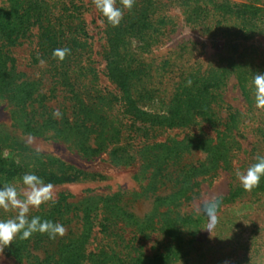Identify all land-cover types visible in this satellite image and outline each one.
<instances>
[{
  "label": "trees",
  "instance_id": "16d2710c",
  "mask_svg": "<svg viewBox=\"0 0 264 264\" xmlns=\"http://www.w3.org/2000/svg\"><path fill=\"white\" fill-rule=\"evenodd\" d=\"M186 20L204 29L212 37L224 39V53L217 65L205 70H186L166 100L165 112H152L142 106L144 100L156 99L152 66L137 58L134 39L150 41L157 31L156 7L151 0L124 14L118 27L107 22L106 45L103 51L105 75L117 92L99 83V75L91 64V43L84 21L79 28L70 27L78 18L67 14L74 6L66 0H2L0 5V101L10 107L13 126L34 136H46L70 143L85 156L109 152L115 164L133 165L140 162V174L146 179L144 191L170 185L171 192L156 196L152 213L134 220L132 213L117 204L115 195L90 196L80 208L69 201L70 194L61 193L55 204H44L29 213L41 220L66 225L81 209L82 230L64 237L54 250L48 234L34 233L31 238H17L5 252L20 263L27 264H264V177L259 187L245 191L238 177H231L230 189L220 198L224 203L245 199L251 211L231 216L243 221L231 234L224 221L216 228L214 239L220 246L209 245L205 230L209 219L204 203L193 206L190 201L198 194L199 185L219 170L233 172L231 153L241 147L238 139L243 113L230 106L223 117L217 107L224 100L222 89L234 76L250 107L255 106L253 76L264 74V59L259 48L248 44L264 34V7L254 3H233L228 0H177ZM34 26L38 41L33 62L45 60L54 86L50 94L42 92L37 79L18 70L12 47L27 39ZM141 46V47H140ZM71 49L63 61L53 58V50ZM137 48V47H136ZM138 48L146 49L145 43ZM61 93L68 99L60 113L53 117L47 106L52 97ZM114 110L119 112L116 116ZM202 122L216 130V136L186 135L182 139L151 141L159 129L190 128ZM145 129V134L140 136ZM257 155H264V116L257 119ZM125 132L144 138L136 149L124 140ZM195 150L206 152L197 163L184 162ZM9 152V155L6 153ZM256 158V157H255ZM251 160L247 168L256 162ZM26 172L41 177L46 183L76 181L87 172L28 148L22 141L0 131V187L18 184ZM100 201L102 205H100ZM92 202V203H90ZM217 211V212H218ZM73 213L74 215H70ZM101 215V230L118 238L102 244L96 251H87L94 218ZM0 220H4L0 209ZM123 222V225L120 223ZM134 226V236L126 237V225ZM121 230V231H120ZM231 231V230H230ZM155 235L150 252L143 241ZM133 239H136L134 243ZM45 244L44 256L32 248Z\"/></svg>",
  "mask_w": 264,
  "mask_h": 264
},
{
  "label": "rangeland",
  "instance_id": "374dc122",
  "mask_svg": "<svg viewBox=\"0 0 264 264\" xmlns=\"http://www.w3.org/2000/svg\"><path fill=\"white\" fill-rule=\"evenodd\" d=\"M74 4L67 11L68 15L78 18L70 27L72 30L79 28V19L84 21V25L89 34L88 41L91 43V64L96 68L99 75V83L106 86L108 90L117 92L115 86L109 81L105 75V61L103 58V51L106 45V30L107 20L95 8L92 0H66ZM148 0H136L137 7L146 4ZM156 7L155 19L159 20L157 28L160 29L150 38L148 42L134 39L132 45L135 47L137 58L144 63L152 66V76L157 90L156 99L144 100L142 106L152 112H165L166 100L169 99L173 93L176 82L181 77L183 71L197 70L202 71L212 65H217L224 53V39L222 37H212L208 35L201 27H196L186 20V14L183 8L178 4L177 0H151ZM233 3H254L258 6L264 7V0H228ZM2 0H0V5ZM117 7L123 6L117 0ZM127 12L124 9V14ZM77 31V30H76ZM38 27L34 26L31 35L12 47V54L16 57L18 70L23 72L31 79H37L41 83L42 92L50 94V89L54 86L51 74L49 72L48 64L45 60L43 63L33 62L32 55L36 50ZM139 43H145L146 49L138 48ZM254 43L259 48V57L264 59V34L259 35L255 39L248 41V44ZM137 47V48H136ZM141 47V46H140ZM65 94L61 93L59 97H52L48 100L47 106L55 111L59 109L62 111L68 103L65 99ZM222 98L224 103L217 107L223 117L227 115V107L237 109L243 113L242 122L239 125L238 139L241 143L239 149L232 151V167L233 172L228 170H219L213 177H207L202 180L199 185L198 194L190 201L193 206H200L209 199L218 196H224L230 189L231 177H237V172L244 173L247 170V164L256 157L258 149H254L257 143L258 136H256L257 119L264 116V110L258 109L256 105L250 107L244 99L241 90L237 85L234 76H231L224 88L222 89ZM116 116L119 115L117 110H114ZM0 131L4 134L15 137L22 141L28 148L37 152L53 155L64 162L86 171L88 174L85 178L76 181L55 184L56 198L61 193L70 194L69 201L76 204L80 208L82 202L90 196H108L115 195L116 203L121 208L134 216L133 221L144 218L146 215L152 213L156 205L157 195H166L171 192L170 185H162L157 190L144 191L146 187V179L140 174V162L133 165L115 164L112 162L109 152H101L95 156H85L77 151L70 143L57 140L46 136H34L22 131L13 126L10 107L7 102L0 101ZM145 129L140 130V136L145 134ZM125 132L124 140L126 143L133 146L135 149L144 141L143 137H136L135 134H128ZM205 134L210 137L216 136V130L207 123L202 122L190 128H173V129H159L154 132H148V136L156 135L151 138L153 141H165L170 139H182L186 135ZM132 148V147H131ZM10 153L7 152L6 155ZM206 158V152L202 150H195L191 154L184 157V162L197 163ZM22 186L18 183L17 187ZM92 203V202H90ZM100 205L102 202L100 201ZM250 205L245 199L239 200L237 203H224L220 206V211L217 212L218 222L213 225L208 224L205 232V239H211L209 245L218 246L221 248L220 240L214 239L216 235V228L224 221H227L226 226L228 231L233 234L239 229V225L243 222L240 219H232L231 216L251 211ZM36 210L31 209V211ZM30 211V212H31ZM4 220L14 217V211L5 212L2 209ZM74 215L73 213L70 214ZM82 210L79 209L76 215L72 217V221L66 225V234L63 237L57 236L52 239V243L46 245L49 251L54 250L57 243L64 237L75 236L82 230ZM101 215L94 218V228L91 237L87 243L88 253L96 251L102 244L113 243L114 239L118 238L116 235L117 229L114 228L113 234L106 236L101 230L100 226ZM124 223L121 222L120 225ZM126 225V232L123 234L126 237L134 236V226ZM231 230V231H230ZM121 231V230H120ZM155 235L143 241L144 249L147 253L150 252V246L153 244ZM136 243V239H133ZM45 244H40L37 248H32V251L40 256H44L46 250ZM0 264H27L20 263L12 256L5 252V248L0 253Z\"/></svg>",
  "mask_w": 264,
  "mask_h": 264
},
{
  "label": "clouds",
  "instance_id": "9594fccd",
  "mask_svg": "<svg viewBox=\"0 0 264 264\" xmlns=\"http://www.w3.org/2000/svg\"><path fill=\"white\" fill-rule=\"evenodd\" d=\"M95 8L107 20L112 27H118L124 17V9L131 11L136 0H119L123 8L117 7V0H92ZM71 54L69 48H58L53 50V58L63 61ZM43 63V61H41ZM255 105L258 109L264 110V74L253 76ZM62 113L59 109L53 112L54 118H60ZM256 162L251 164L246 172H237V177L245 191H252L259 187L261 178L264 177V155H257ZM22 186L16 184H5L0 187V209L5 212L14 211L16 215L7 220H0V253L8 247L19 236L26 240L34 233L48 234L50 239L57 236L63 237L66 228L51 220H41L35 216L29 219L31 209H38L44 204H55L57 202L55 186L51 182H45L34 173L26 172L21 177ZM220 198H212L204 203L203 211L210 223L215 225L218 222L217 211ZM209 233L207 229H204ZM210 235V233H209ZM227 264V262H225Z\"/></svg>",
  "mask_w": 264,
  "mask_h": 264
}]
</instances>
